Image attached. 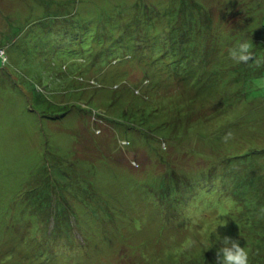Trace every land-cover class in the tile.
Instances as JSON below:
<instances>
[{
    "label": "rangeland",
    "instance_id": "rangeland-1",
    "mask_svg": "<svg viewBox=\"0 0 264 264\" xmlns=\"http://www.w3.org/2000/svg\"><path fill=\"white\" fill-rule=\"evenodd\" d=\"M0 264H264V0H0Z\"/></svg>",
    "mask_w": 264,
    "mask_h": 264
},
{
    "label": "trees",
    "instance_id": "trees-1",
    "mask_svg": "<svg viewBox=\"0 0 264 264\" xmlns=\"http://www.w3.org/2000/svg\"><path fill=\"white\" fill-rule=\"evenodd\" d=\"M178 112V111H177ZM171 117V116H170Z\"/></svg>",
    "mask_w": 264,
    "mask_h": 264
}]
</instances>
